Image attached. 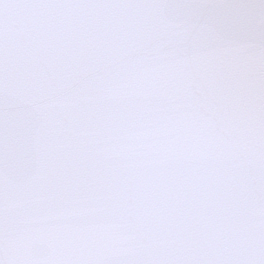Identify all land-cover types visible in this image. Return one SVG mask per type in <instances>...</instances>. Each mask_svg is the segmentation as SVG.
Instances as JSON below:
<instances>
[{"label": "snow or ice", "instance_id": "obj_1", "mask_svg": "<svg viewBox=\"0 0 264 264\" xmlns=\"http://www.w3.org/2000/svg\"><path fill=\"white\" fill-rule=\"evenodd\" d=\"M0 264H264V0H0Z\"/></svg>", "mask_w": 264, "mask_h": 264}]
</instances>
